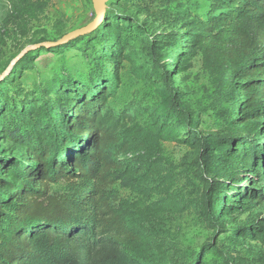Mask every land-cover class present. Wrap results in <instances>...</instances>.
Wrapping results in <instances>:
<instances>
[{
	"label": "trees",
	"instance_id": "16d2710c",
	"mask_svg": "<svg viewBox=\"0 0 264 264\" xmlns=\"http://www.w3.org/2000/svg\"><path fill=\"white\" fill-rule=\"evenodd\" d=\"M48 1L9 0L0 47L27 30ZM143 1L111 0L97 28L54 48L78 45L88 63L84 72L60 71L26 88L21 74L33 66L30 51L0 81V88L13 89L8 97V89L2 92L0 105V140L10 144H0V264H180L138 223L186 209L174 191L176 176L158 160L173 141L199 150L203 221L216 233L227 231L231 218L233 238L264 244L258 215L238 220L264 195V0H209L204 15L177 2L171 13L185 32L147 42L146 76L159 94L152 106L145 96L128 99L118 92L131 41L143 35L138 23H126L129 10ZM178 45L182 50L173 57L167 49ZM199 54L230 103L218 130H202V112L173 83L171 73L189 69ZM118 184L134 195L131 205L115 201ZM208 250L221 264H264V257L246 260L230 244L215 242ZM200 261L198 255L186 264Z\"/></svg>",
	"mask_w": 264,
	"mask_h": 264
},
{
	"label": "rangeland",
	"instance_id": "374dc122",
	"mask_svg": "<svg viewBox=\"0 0 264 264\" xmlns=\"http://www.w3.org/2000/svg\"><path fill=\"white\" fill-rule=\"evenodd\" d=\"M110 1L105 0L106 11ZM166 1L144 0L139 9L131 7L132 10H129L132 12V17L126 23L135 25L138 23L143 30V35L134 37L131 41L130 59L122 63L118 87L120 97L132 99L145 96V101L149 106L159 101L155 86L147 80L146 76V68L150 64L147 42L154 40L156 35L169 33L172 30L177 32L182 29L181 32H185L180 23L174 20L175 14L171 13L176 9L177 2L189 4L192 13L199 15H204L210 6L209 0H173L169 3ZM10 9L9 0H0V25ZM96 18L94 0H49L44 10L38 14V18L28 24L27 30L14 33L11 38H7V43L0 47V75L7 69V64L20 54L21 47L34 44H55L64 35L89 25ZM183 40L180 44L184 43ZM38 41L40 43H35ZM56 46L44 45L46 49L38 50L41 46L32 51L33 66L25 69L21 74V82L26 88H30L34 81H44L60 71L65 73L68 70L74 75L85 71L88 66L87 59L79 50L78 45L54 50ZM167 50L175 57L182 49L181 45H178L170 46ZM171 75H173L174 85L187 92L185 99L195 110L202 112V130H218V119L230 107V103L222 98L221 84L213 81L203 69L201 54L194 57L189 69L180 74L173 71ZM7 89V87L0 88V105L2 106L4 103H2L1 94ZM12 92V88L8 89L7 97ZM233 93L239 98L238 101L242 100L239 91ZM0 144L10 147V144L5 141L0 140ZM198 152L197 148L187 143L175 141L165 143L164 152L158 160L168 172L176 176L177 184L174 191L185 201L186 209L168 219L144 217L138 223L143 224L141 227L146 232L164 242L172 250V254H175L174 260L180 264H186L198 255L203 264H221L220 257L208 250L215 242L230 244L237 249L236 254L246 260L252 257H264V244L261 241L245 240L243 237L233 238L234 228L237 225L231 218H226L227 231L216 233L203 221L198 206L200 184L195 174ZM249 184L254 189L261 187L255 182ZM52 188L54 190L58 186L53 185ZM262 198V204H259L253 213L251 211L241 212L238 220L249 221L247 218L253 214L258 215L264 224V195ZM115 201L124 203L126 207L134 201V195L118 184Z\"/></svg>",
	"mask_w": 264,
	"mask_h": 264
},
{
	"label": "water",
	"instance_id": "95a60500",
	"mask_svg": "<svg viewBox=\"0 0 264 264\" xmlns=\"http://www.w3.org/2000/svg\"><path fill=\"white\" fill-rule=\"evenodd\" d=\"M95 1V6H96V11H97V18L92 22L90 23L89 25L81 28V29H78V30H75L73 32H70L66 35H64L58 42H56L55 44H44L45 46H51V45H58V44H62V43H66L70 40H73L75 39L76 37L80 36V35H83V34H86L87 32H90L92 30H94L95 28H97L103 18H104V15L106 13V6L103 4V0H94ZM105 2V0H104ZM43 44H34V45H30V46H27L25 47L21 52L20 54L12 60V62L9 64V66L7 67V69L0 75V81L2 79H4L5 76H7L9 74V72L11 71L12 67L17 63V61L19 59H21L26 53L30 52V51H33L41 46H44Z\"/></svg>",
	"mask_w": 264,
	"mask_h": 264
},
{
	"label": "bare ground",
	"instance_id": "6f19581e",
	"mask_svg": "<svg viewBox=\"0 0 264 264\" xmlns=\"http://www.w3.org/2000/svg\"><path fill=\"white\" fill-rule=\"evenodd\" d=\"M103 4L105 5V2H104V0H103Z\"/></svg>",
	"mask_w": 264,
	"mask_h": 264
}]
</instances>
